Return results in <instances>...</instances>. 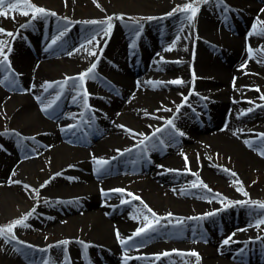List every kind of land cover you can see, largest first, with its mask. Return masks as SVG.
<instances>
[{"label": "bare ground", "instance_id": "bare-ground-1", "mask_svg": "<svg viewBox=\"0 0 264 264\" xmlns=\"http://www.w3.org/2000/svg\"><path fill=\"white\" fill-rule=\"evenodd\" d=\"M186 1L12 0L15 8L0 7L6 13L0 16L1 64L7 71L11 63L18 73H10L14 86L0 85V225L36 208L26 221L33 236L17 237L18 226L11 243L0 238L2 264H118L121 254L123 264L158 257L157 264H264V226L253 231L264 208L252 200L264 194V157L254 150L264 140V0H207L194 19L182 11L168 15ZM35 7L60 17L33 19ZM131 19L142 23L131 25ZM89 20L111 28L80 24ZM62 51L61 63L55 54ZM150 52H156V64H148ZM131 61H137L135 70ZM94 62L95 78L64 83ZM176 79L184 83H166ZM45 82L54 87L45 91ZM55 82L65 91L45 113L41 107L60 91ZM86 97L91 109L81 115ZM184 97L193 111L172 115ZM169 119L188 136L175 135ZM156 128L164 129L159 139L141 145ZM140 147L150 159H135ZM250 175L255 184L248 183ZM239 186L249 201L233 196L231 187ZM231 200L245 202L236 216L222 210ZM154 217L183 221L132 238ZM190 236L197 241L189 242ZM150 238L157 239L139 245Z\"/></svg>", "mask_w": 264, "mask_h": 264}, {"label": "snow or ice", "instance_id": "snow-or-ice-1", "mask_svg": "<svg viewBox=\"0 0 264 264\" xmlns=\"http://www.w3.org/2000/svg\"><path fill=\"white\" fill-rule=\"evenodd\" d=\"M205 2H207V0H205ZM218 2H219V0H218ZM6 3L7 4H10L12 8H15L16 7V4L13 3L12 0H0V7H3ZM29 7H31V6L29 5ZM178 7H180V6H178ZM189 10H191V16H187L186 19L191 20L196 15L197 9L192 8V6L190 4L189 5H185L183 7H180V11H182V12H188ZM175 11L176 10L174 9L173 12H175ZM21 14L28 15L29 13L27 11H23ZM36 14H40L41 16H46V15L55 16L56 15V13H54V12H48L47 10H45L44 8H41V7H35L33 9V19L36 18ZM171 14L172 13H169L168 15H171ZM4 15H6V13L3 12V11H0V16H4ZM118 18H120V17H118ZM110 19L111 18H109V20ZM148 19H152V18L149 17ZM87 23H90V24H97V23L106 24L108 29L111 28V24L110 23H107V21H100V22H97V21H88ZM101 30L104 31L105 29H101ZM0 32H4V30L3 29H0ZM259 34L260 35H264V32H261ZM6 35L13 36V33L7 32ZM61 35H63V33H61ZM177 39H179V37H177ZM89 42H91V41H89ZM0 43H2V42H0ZM53 43H55V41H53ZM248 51L251 53L252 52V49L249 48ZM2 52H3V49H2V47H0V54H2ZM91 55H96V53L95 52H92ZM5 60H7V57L6 56H5ZM97 62H98V59H97ZM96 66H97V63L96 62L92 63L91 66L86 71H84L83 73L79 74L78 77H66V80H65L64 83H66L67 80H73V81L83 82L86 79H93V78H95V76H94V70H95ZM2 70H3V65L0 64V71H2ZM6 82L9 85H13V86L15 84V81L14 80H10L8 76H3V78H0V85H4ZM64 83L55 82V86L63 89ZM154 83H157L158 84L160 82H154ZM166 83L179 85V84H182L184 82L182 80H180V79H176V80L167 81ZM43 87H44V90L45 91H48V89L53 88L54 85H53V83L45 82V84L43 85ZM36 99L39 102L41 98L40 97H36ZM55 99H59V96H57ZM55 99H53L52 101H49V103L46 106H42L41 107V111H43V112L46 113L48 111V109L51 108L52 105L55 103ZM184 99L187 100V97H185ZM261 99H264V96H262ZM180 107H181L180 105L177 106V109H176L177 112H179ZM165 110L166 111H171L170 109H165ZM81 115H83V114H81ZM166 126L172 127L173 130H174V132H175V135H177V136H184L185 135L182 131H180L178 129H175V126H174V123H173V120L172 119H169V120L166 121ZM70 127H72V126H70ZM118 127L123 128L124 126L118 125ZM124 130L126 132H131V130L130 129H127V128H125ZM163 131H164V129H162V128H156L155 131L152 133V136H145L144 139L140 141V144L143 145L145 143V141H150L152 139V137H156V134L157 133H160V132H163ZM132 134L133 135H136V133H132ZM16 135H18V134H16ZM139 135H142L143 136L144 134H139ZM156 138L159 139V137H156ZM31 139L34 140L35 138L33 137ZM161 143H163V141H161ZM245 144L248 145L249 147H251V144H249L248 141H245ZM254 150L258 151V153H259V155H261V157H264V144H262L260 148L254 149ZM129 151H130V149H129ZM185 160H187L186 157H185ZM96 163L98 165H104V164H107L108 161L97 160ZM96 171H99V169H96ZM225 171L227 172L228 170L225 169ZM14 174L15 173L13 172V175ZM57 175H59V174H57ZM231 175L235 176L236 174L235 173H231ZM9 183H20V182L19 181H12L10 179L9 180ZM47 183L48 182H45V184L44 185H41V187L47 186ZM193 186H195V183H194ZM202 186L203 187H206V185H203V184H202ZM29 187L30 186H28V185H24V188H26V189H28ZM237 190L240 191V189H237ZM113 191L120 192V191H123V190H121V189H115ZM36 194L37 195L39 194L38 190H36ZM244 194L246 195V193H244ZM128 195H133V194L128 193ZM217 195H219V194H217ZM133 199H138V198L135 197V196H133ZM46 203H47V201H46ZM141 203H143V201H141ZM259 206L261 208H264V204H261ZM145 207H147V206L145 205ZM35 211H36V208L33 207L28 213L24 214L21 218H17L15 220H13L7 226H0V238H3L5 243H11L12 240H15L14 229L16 227H18V226L27 227L28 225L26 224V221L32 216V214ZM149 211H151V209H149ZM152 215L153 216H156V213L153 212ZM168 215L171 216V213H169ZM209 215H212V213H209ZM159 219H161V218L157 217V223H159ZM189 219H191V218H189ZM259 223L264 224V220L259 221ZM148 227L151 228L152 231H155V228H152L151 225H149ZM145 232H146V229L145 228H138L136 230V232L134 233V236H139V235H141L142 233H145ZM8 234H11V236H9ZM117 238L120 240V243L121 244H125L127 242V241H125L123 239H120L119 232H117ZM129 239H131V238H129ZM229 239H231V237H229ZM228 242H229V240H225L224 241V244H228ZM61 243L67 245L69 242L68 241H62ZM241 252H243V250H241ZM163 255H168V253H164ZM188 255L196 256L198 258V253H196V252L188 253ZM45 264H47V262H45Z\"/></svg>", "mask_w": 264, "mask_h": 264}, {"label": "rangeland", "instance_id": "rangeland-1", "mask_svg": "<svg viewBox=\"0 0 264 264\" xmlns=\"http://www.w3.org/2000/svg\"><path fill=\"white\" fill-rule=\"evenodd\" d=\"M205 0H190V1H186L187 3V5H191L192 6V8H195V9H197V11H198V5L199 4H201V3H203ZM176 10L175 12H173V10ZM174 9H171V11H169L168 13H172L173 14V16H177V15H179L180 13H181V11H179V9L178 8H174ZM23 11H27V12H29L28 10H21V12H23ZM184 13H186V14H188V13H191V10H189L188 12H184ZM197 12H196V15L194 16V17H197ZM56 16V19H58L60 16H57V14L55 15ZM54 16V17H55ZM194 17H193V19H194ZM149 18V17H148ZM148 18H146V21L147 22H153V20L155 19V17H154V19L152 20V19H148ZM223 21V23H224V19H222ZM89 21H97V22H100L99 20H89ZM71 23L72 25H73V22L72 21H67L66 23ZM88 21H85V22H82V23H80V24H82L83 26H85L86 28H92V27H99L98 25H101V23H97V24H90V23H87ZM140 23H142V21L140 20V19H131V21H130V24L131 25H134V26H138ZM223 23H221L222 24V26H223V28H224V30L225 31H227V32H229L230 31V29L228 28V27H226V26H224L225 24H223ZM75 24V23H74ZM140 33V31H137V34H139ZM7 37H9V36H7ZM23 43H24V41H23ZM22 43V44H23ZM211 44V43H210ZM23 45H25V43L23 44ZM6 46H4V48H5ZM10 49L9 48H7L6 49V51L8 52ZM150 54V57H149V59H148V64L150 63V64H156L157 63V61H158V59H157V57H156V52H150L149 53ZM59 55V56H58ZM101 56V55H100ZM100 56H98V57H100ZM64 53H63V51L62 52H59V53H57V60L58 61H64ZM98 59V58H97ZM96 62H97V60H96ZM4 72V70H2V73ZM98 73H100V72H98ZM1 75V74H0ZM100 75H101V73H100ZM191 82L193 83L194 82V79H192L191 80ZM57 93H58V91H57ZM185 98V97H184ZM184 98H182V103L180 104V110H179V112H177L176 111V109H177V106L174 108V112L172 113V115L173 114H177L178 115V117H184V116H186L188 113H190L191 111H193V108L194 107H192V101H190V100H188V98H187V100H185ZM206 103H203V105H205ZM208 109H207V107H206V109H205V113H206V116H210V114H209V112L207 111ZM173 117V116H172ZM209 119H210V117H209ZM175 126V125H174ZM170 129L172 130V131H174L173 130V128L172 127H170ZM188 133L189 132H185L184 134L186 135V136H188ZM156 144H162L161 143V141H156ZM262 144H264V140L262 141ZM138 151V150H137ZM137 151H135V159H136V157L138 156L137 155ZM139 152H141L140 150H139ZM138 157H140L141 159H144L145 158V155H143V154H140ZM217 157V156H216ZM136 160H133V162H135ZM107 165V164H106ZM106 165H105V167H106ZM115 174H117V172H115V173H113V175H115ZM264 180V179H263ZM257 182V180L254 178V177H252L251 175L248 177V183L249 184H255ZM263 183L262 184H264V181H262ZM232 188V189H231ZM230 189L233 191H231L232 192V194H233V196L235 197V196H238L237 198H239V197H243V200L244 201H249L251 198L248 196V198H247V194L245 195V194H243L244 193V190L243 189H241V187L239 186V189H240V191H238L237 189H235V188H233V187H231ZM227 191H229V190H227ZM241 195H243V196H241ZM37 196H35V198H36ZM245 197V198H244ZM252 200H255L256 202H254V204H256L255 205V207L256 208H259L260 206V204L262 203V202H264V194H262L260 197H256V198H252ZM243 203H245V202H240V201H237V200H231V201H229L226 205H224V207L222 208V210H224V211H229L230 213H233L234 212V216H236L237 215V209L239 208V207H241L242 206V204ZM40 204L41 205H44L45 204V199H40ZM264 216V215H263ZM264 218V217H263ZM6 220H13V219H6ZM262 219H260L259 221H261ZM264 220V219H263ZM181 221H183V219L180 217V218H177V219H175L174 221H171V220H166V221H164V220H162V219H159V223H157V218H155L154 217V223H153V225H151V227L153 228V226L155 227V228H160L161 230H169V229H174L173 227L175 226V225H177V224H179V223H181ZM259 221L257 222V223H255V226L253 227V231H258V230H261V229H263L262 228V226H264V224H261V223H259ZM10 222H8V223H6L5 224V226L6 225H8ZM145 223H147L146 221H145ZM222 225V223H220V222H216V225L219 227V225ZM258 225V226H257ZM1 226V225H0ZM236 226V225H235ZM140 228H145L146 229V232L145 233H142L141 235H139V236H142V235H144V234H146V233H149V232H151L152 230H151V228H149L146 224H141V226H140ZM138 229V228H137ZM136 229V230H137ZM149 229V230H148ZM136 230H135V232H136ZM36 230L33 228V227H31V226H27V227H22V226H20V228H19V230L16 232L15 231V235H17V237H19V238H21V239H26V238H28V237H31V236H33V232H35ZM135 232H133V234L135 233ZM132 234V235H133ZM139 236H137V237H139ZM190 239H191V237H189ZM195 238V237H194ZM153 239H157V238H150V239H147L146 241H143V242H141L139 245H143V244H147V243H149L151 240H153ZM199 239V238H198ZM42 241H45V239L43 238V239H41ZM200 240V239H199ZM3 242H4V239L2 240ZM194 241H197L196 240V238L193 240H190L189 242H194ZM13 248V247H12ZM16 248V247H15ZM2 248L0 247V250H1ZM14 249V248H13ZM168 251H165V253H167ZM1 252H0V264H2V261H1ZM95 255H97L96 253H95ZM96 258H98L97 259V261L98 260H101V258L100 257H96ZM160 259H158V261H159Z\"/></svg>", "mask_w": 264, "mask_h": 264}]
</instances>
